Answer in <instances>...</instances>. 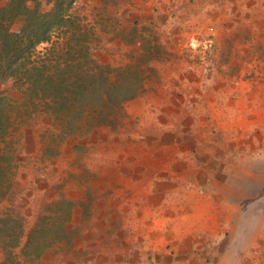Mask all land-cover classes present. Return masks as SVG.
I'll list each match as a JSON object with an SVG mask.
<instances>
[{
  "label": "rangeland",
  "instance_id": "374dc122",
  "mask_svg": "<svg viewBox=\"0 0 264 264\" xmlns=\"http://www.w3.org/2000/svg\"><path fill=\"white\" fill-rule=\"evenodd\" d=\"M72 10L90 57L145 78L123 123L70 135L23 108L12 80L0 85L14 105L0 210L18 217L21 241L63 197L71 239L43 264H264V0H75Z\"/></svg>",
  "mask_w": 264,
  "mask_h": 264
},
{
  "label": "trees",
  "instance_id": "16d2710c",
  "mask_svg": "<svg viewBox=\"0 0 264 264\" xmlns=\"http://www.w3.org/2000/svg\"><path fill=\"white\" fill-rule=\"evenodd\" d=\"M50 1L44 10L40 0H0V85L12 80L20 105L46 114L63 135L119 126L127 116L124 104L141 91L144 75L133 63L110 66L90 57V31L72 10L75 0ZM42 42L47 44L40 48ZM12 107L0 89V203L12 184L13 166L6 163L13 150L6 138ZM66 203L63 197L49 201L23 242L18 217L0 210L7 264H43L46 255L67 246L65 222L73 206L69 202L66 216Z\"/></svg>",
  "mask_w": 264,
  "mask_h": 264
}]
</instances>
